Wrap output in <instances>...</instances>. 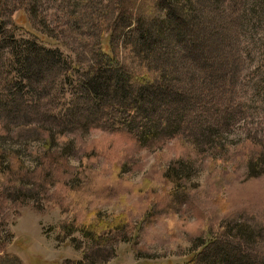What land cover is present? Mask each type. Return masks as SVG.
I'll return each mask as SVG.
<instances>
[{"label": "rangeland", "instance_id": "1", "mask_svg": "<svg viewBox=\"0 0 264 264\" xmlns=\"http://www.w3.org/2000/svg\"><path fill=\"white\" fill-rule=\"evenodd\" d=\"M68 1L0 0L3 252L23 264L77 262L92 254L91 235L104 264H259L264 0H219L211 24L192 32L176 24L180 45H157L161 73L140 98L128 82L119 90L113 71L99 102L82 75L98 49L110 51L106 2L91 0L71 23ZM42 49L53 52L47 62ZM125 64L113 69L137 66ZM112 105L123 116L103 115ZM16 189L29 196L16 201Z\"/></svg>", "mask_w": 264, "mask_h": 264}, {"label": "trees", "instance_id": "2", "mask_svg": "<svg viewBox=\"0 0 264 264\" xmlns=\"http://www.w3.org/2000/svg\"><path fill=\"white\" fill-rule=\"evenodd\" d=\"M104 1L106 2V4L103 6V8L107 10L102 9L103 16L100 17L99 28L101 31L107 30L110 33V51L105 52L98 49L97 51L99 53L97 56H99L100 62L88 66L85 73L82 75V80L84 81V83L82 84L83 87L91 96V98H97L98 102L103 98L101 89L104 88L103 78L105 76V73L113 71L117 72L115 80L118 84V89L122 90L126 82H128L133 91V94L140 98V94L144 90V88H146V85L153 84L158 79V76L161 73V71L156 68L157 66L154 67V61H152L153 58L158 54V52L155 50L157 48V45L163 46L171 45L173 43H175V46L180 45L179 43L181 41L179 42L178 38L182 34H178L176 36L174 33L175 31H173L172 27H175L176 24L182 23L185 26L184 29H186V32H192L194 29H197L195 26H198L199 23H203V21H205L206 23L212 22L210 14L218 10L219 3V0ZM68 2H70L68 22L72 23V19L76 20V16L79 15L81 17H84L85 13L89 12L90 10L87 4H90L91 0H69ZM31 9H34V6ZM44 26L46 27L45 24ZM159 26H161L162 28L160 29ZM173 35L176 37H174ZM167 39L172 40V42L170 43L167 41L165 43V40ZM173 48L174 47L167 46L164 50L168 51ZM40 52H42V55H44L41 56V58L44 59L45 62L49 61L53 54L52 51L46 49H42V51ZM147 57H151V62H148L146 60L148 59ZM25 59L24 64L27 65V61ZM127 61L131 64H137L134 72H128L125 69H120V71H116L115 69H113L114 67L118 68L120 66L119 62H121L125 66V62ZM122 70L125 73H123ZM99 90L101 91V93L99 92ZM113 104L114 106H116L115 102ZM112 107L113 105L106 108L108 110L107 112H109L110 114L104 113L103 115H106V117H109L111 115L112 119L113 117L116 119L118 116H123L120 112H118L117 114L116 109L113 110L114 108ZM133 111H135L134 108H131V110H129V112ZM124 117L126 118V114H124ZM114 130H125V132L133 136L132 131L125 128L123 124L118 123ZM149 133L152 134L149 137V139H151L149 142H153L155 141V139H159L160 134L158 133V131ZM2 184L4 185H2L3 188L0 191V213L5 206V202L7 201L6 195H4V193L6 194L5 187L7 186V184ZM14 193L16 196V201H19L21 196H23V198L29 196L26 193L22 192L20 189H16ZM0 220L4 226H7V218L4 214L0 216ZM106 231L107 230H105L104 233L99 236L104 237L105 235H107L108 239H105L104 241L111 240L110 229L108 230L109 232ZM68 232L70 233L71 231ZM68 232L66 231V234ZM85 236L87 237V239H90V241H88L90 243L89 248H94L92 249V254L87 253V255H84L85 257L82 258L81 261H68L65 264H104L106 260H108V258H104L102 255H100L99 250L102 251L101 247L99 245H93L94 243H97L99 241H94L93 238H91V235ZM97 240L100 239L98 238ZM6 244L7 240L5 238H0V252H2V254L0 255V264H23L17 256L3 252ZM221 251L225 252V250ZM109 255L110 258L112 252ZM203 255L204 253L200 254L201 257H203ZM189 264H194V260ZM259 264H264V260L259 261Z\"/></svg>", "mask_w": 264, "mask_h": 264}]
</instances>
